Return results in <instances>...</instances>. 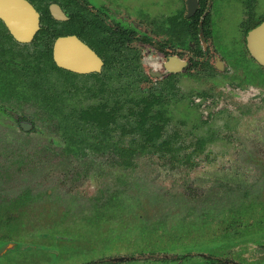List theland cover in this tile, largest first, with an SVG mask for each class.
<instances>
[{
  "label": "rangeland",
  "instance_id": "1",
  "mask_svg": "<svg viewBox=\"0 0 264 264\" xmlns=\"http://www.w3.org/2000/svg\"><path fill=\"white\" fill-rule=\"evenodd\" d=\"M213 8L221 53L253 76L263 73L245 57L242 2L214 0ZM228 71L183 78L185 100L207 91L213 104L195 115L174 109L169 132L175 125L186 132L175 159L161 150L122 163L86 141L64 150L47 126L22 129L16 118H34V105L0 113V264H170L164 259L181 253L194 256L177 264H212L206 255L264 264V83ZM198 133L212 139L202 149Z\"/></svg>",
  "mask_w": 264,
  "mask_h": 264
},
{
  "label": "flooded vegetation",
  "instance_id": "2",
  "mask_svg": "<svg viewBox=\"0 0 264 264\" xmlns=\"http://www.w3.org/2000/svg\"><path fill=\"white\" fill-rule=\"evenodd\" d=\"M239 1L245 10L241 25L245 57L264 68L248 38L249 32L264 21L260 1ZM169 3L166 0H0V103L3 102L0 113L4 116L15 111L14 105L19 108L28 102L35 106L36 115L32 119L24 115L15 117L22 129L28 132L31 127L40 130L41 126H47L58 135L57 126L41 118L48 110L54 114V111L75 109L78 113L84 108L98 107L110 111L112 118L106 128H100L97 137L106 138L101 144L118 146L121 136L124 141H142L135 136L137 118L138 112L147 111L154 113L148 116L149 120L163 126V135L156 137V141H178L186 132L177 125L172 133L167 128L174 122V109L194 111L195 115L196 108L213 104L207 91L196 92L190 102L185 100L183 78H216L219 74L227 75L233 66L244 72L246 84L263 82L264 72L253 76L245 66L232 63L233 59L221 53L222 39L215 35L214 0H169ZM15 31L30 36L19 39ZM58 48L69 61L84 60L86 70L78 72L60 65L56 57ZM153 54L156 67L150 65ZM57 73L62 81L52 79L58 77ZM74 97H78L77 103ZM83 98L94 101L84 104ZM208 114L204 122L215 115L211 110ZM58 116H54L55 122ZM71 123L76 127L75 121ZM177 123L183 126L186 120ZM82 125L79 123L76 131L83 138L75 135L74 139L76 145L86 141L84 147L88 148L87 141H93L94 137L84 127L87 125L83 122ZM123 125L129 129L127 132ZM116 134L118 140L114 139ZM198 134L194 143L198 145L202 141L200 147L204 148V141L212 139ZM58 139L55 142L62 140ZM188 256L194 255L181 253L164 260L177 264ZM203 258V263L211 260L212 264H226L223 259L208 255Z\"/></svg>",
  "mask_w": 264,
  "mask_h": 264
},
{
  "label": "trees",
  "instance_id": "3",
  "mask_svg": "<svg viewBox=\"0 0 264 264\" xmlns=\"http://www.w3.org/2000/svg\"><path fill=\"white\" fill-rule=\"evenodd\" d=\"M264 82V79H263ZM54 111V110H53ZM60 112V111H58ZM58 114H61L58 116ZM150 114L154 113H148L147 111L138 112L139 118H137V129H136V138H141L142 141H129L128 143H123L125 140L124 137L121 136V141L118 146L114 144V146H111L110 143L105 142V145H101L103 141L106 140L104 137H97L100 128H106L110 122V119L112 118V113L110 111H106L104 109L94 107V108H84L81 109L78 113L75 112V109L68 110L66 112H60L57 113L54 111V114L51 111H47L45 116L41 117L42 120L52 123L57 126L56 131L61 137V141L64 143V146L62 148L64 150H67L69 148H73L76 146L75 142V135H77L79 138L81 136L80 131L77 130V126H79V123L82 122L83 124H86L87 126H84L88 131L90 132V137H94V140L89 139L90 142H88L89 148H94L97 150L103 149H109L111 151V148L113 149V152H115L117 155L121 157L122 163L130 164L133 160V156L142 154L144 152H160L161 150H166L171 153L173 158L175 159L178 152H180V149L176 144H178V141H156V137H160L163 135V126H161L160 123L157 121H151L149 120L148 116H151ZM156 115V114H155ZM54 116H58V121H54ZM106 116V118H105ZM73 117H76L73 119ZM71 121H75L76 127H72ZM74 126V125H73ZM83 126V125H82ZM130 125L127 124V127ZM82 127V128H84ZM124 132H127L128 130L125 129ZM84 128V129H85ZM94 134V136L92 135ZM85 139V138H84ZM108 141V140H107ZM178 142V143H177ZM49 144H51L49 142ZM196 144V143H195ZM199 147L202 145V141L198 143ZM203 147H201L202 149ZM165 156V154H163ZM217 264H224L222 262H218Z\"/></svg>",
  "mask_w": 264,
  "mask_h": 264
},
{
  "label": "water",
  "instance_id": "4",
  "mask_svg": "<svg viewBox=\"0 0 264 264\" xmlns=\"http://www.w3.org/2000/svg\"><path fill=\"white\" fill-rule=\"evenodd\" d=\"M10 2L14 4V2H12V1H10ZM18 4L22 5L21 3H18ZM26 9H27V7H26ZM27 13H28V11H26V14ZM25 19H26V17H25ZM16 26H18V25L16 24ZM15 29H18V27H15ZM32 29H33V27H32ZM14 34L19 39H22L24 36L25 37L30 36V33H25V34L22 33L21 34V33H18L17 31H15ZM248 38H249V45L253 48L254 52H257L256 54L259 57L260 61L262 63H264V21L260 25H258L257 27H255L254 29H252L249 32ZM67 39H63L64 42H66ZM59 45H61V43ZM61 51L62 50L60 48H58L57 54H56L57 62L60 65L67 67V68H70L72 70L78 71V72H83L84 70H86L87 63L84 60L75 59L74 61H69L66 54H62ZM75 58H77V57H75ZM23 126L25 128H27L26 123H24Z\"/></svg>",
  "mask_w": 264,
  "mask_h": 264
}]
</instances>
